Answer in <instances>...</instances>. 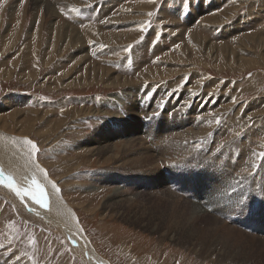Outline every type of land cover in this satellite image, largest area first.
Instances as JSON below:
<instances>
[{"label":"rangeland","instance_id":"374dc122","mask_svg":"<svg viewBox=\"0 0 264 264\" xmlns=\"http://www.w3.org/2000/svg\"><path fill=\"white\" fill-rule=\"evenodd\" d=\"M83 1L81 5L70 3L73 5L72 10H67L65 7L69 4L64 3L69 2L64 0H0V118L6 120L14 114L15 119L22 123L29 114H34L38 118L37 123H40L34 134L24 137L39 147L41 140L35 134L37 130H42L41 123L52 126L54 123L51 121L62 120L67 111L83 108L92 110L86 116H76L77 122H67L69 128L63 126L53 137L54 140L58 139L56 145L59 151L54 152L60 156V160H54L51 156L45 159L49 165H56L57 162L56 167L48 165L49 175L60 192L69 196L68 201L75 207L86 237L102 259L98 264H264V160L259 156L264 153V0ZM47 5L55 9V14H48ZM230 10L232 15L223 17L221 23L215 22L214 19ZM122 11L129 13V22H118L115 26L106 24L114 17H120ZM91 28H97L98 31L103 29L105 34L118 37L135 38L113 46L106 42L97 45L91 39V31L88 30ZM69 30L71 35L78 34L82 41L74 45L69 36L64 37ZM190 33L204 40L203 44L194 46L190 43ZM4 38L6 44L2 45ZM207 42L212 43L213 51L206 55L208 49L204 43ZM181 45L185 54L183 65L171 60L166 62L169 56L178 53ZM219 46L226 48L224 54L217 56L215 53H218ZM157 50L159 54H156ZM250 52L252 55H247ZM85 54L90 55L87 61L83 60ZM48 56H54L53 60L58 61L48 62ZM242 56L253 64L242 68L238 58ZM47 62L50 65L46 66ZM156 67L165 71V77L134 85L142 86L138 93L145 96H140L141 100H147L145 111L140 110L137 114L131 112L130 100H118L130 90L132 103L136 102L138 97L132 91L135 87L105 86L113 77L134 81L149 68L157 70ZM97 68L104 69L108 75H103V79L94 78L96 76L93 75L91 78L94 81L90 80L87 75L97 71ZM63 71L69 73V78L78 76L80 79L83 76L79 84L84 81L92 83L66 88L61 84L54 87L46 81ZM33 72L35 75L29 77ZM99 79L101 84L97 85ZM146 85L149 90L144 88ZM152 88L153 92L150 91ZM112 94L119 96L111 99ZM105 102L110 104L103 107ZM126 116L129 119L126 120L127 125L131 122L134 127L133 121L136 120V134L134 132L129 136L118 128ZM9 123L7 119L4 129L11 132L18 142L24 141V138L17 137L18 132ZM103 124L111 125L116 130L115 137L110 132L105 137L114 142L116 147L113 150H118V155L113 156V150H104V153L95 151L97 154L93 158L81 160L84 163L82 170H75L76 162L72 158L86 152L76 150L75 145L79 141L84 142L87 133ZM135 140L138 143L127 147L128 142ZM163 141L171 146L165 148L167 144ZM44 148H49V145ZM106 155L110 159L109 164L104 163ZM113 157L121 159L122 163L125 160L128 162L123 166H120L121 162L113 164ZM63 158H67V161H62ZM43 159L40 155L39 160L45 161ZM71 160L72 165L69 162ZM65 164L70 168L65 170ZM105 175L109 177L108 180L107 177L103 178ZM92 177L99 179L98 182L102 183L100 186L107 191L98 189L86 197L72 189L73 184L77 185L76 181L82 188L88 187L90 180L93 181ZM113 181L129 194L114 196L112 188L116 186ZM169 186L176 188V195L170 192ZM233 188L236 189L235 195L239 196L242 192L249 197L247 205L234 208L226 197L216 195L222 191L231 192ZM158 196L174 197L183 204L187 203L190 210L196 206L199 212L203 211L200 212L202 217L192 221L189 219L190 224L196 222L198 228L182 226L179 221L183 220L185 224L186 220L182 216L185 209L180 206L182 212L171 214L173 208L166 207L170 202L159 200ZM108 198L114 203H122L123 207L106 209ZM89 200L92 204L88 214L83 207L89 205ZM9 202L0 194V245H3L0 247V264H11L7 263L9 255H13L17 259L13 258V261L16 260L18 264H88L83 256L79 254L78 257V253L73 250L78 247L70 242L68 245L60 231L28 218L19 212L13 202ZM249 208L252 211L247 210ZM218 219L224 221L222 223H226V227H230L233 232L214 228ZM202 229L211 230L207 235L201 232ZM228 239L241 253L234 255L230 251V254L220 247L219 244L224 242L231 245ZM210 242L217 246L213 252L207 250Z\"/></svg>","mask_w":264,"mask_h":264},{"label":"bare ground","instance_id":"6f19581e","mask_svg":"<svg viewBox=\"0 0 264 264\" xmlns=\"http://www.w3.org/2000/svg\"><path fill=\"white\" fill-rule=\"evenodd\" d=\"M45 0H42V2H44ZM64 1H68L69 3H64V4H69V5H71V6H69L68 5V7H65L67 10H72L71 9V7L73 6L72 4H70V3H74V4H77V5H81V4H83L84 3V1L83 0H64ZM89 1H91V2H96V1H98V0H88V2ZM39 2V1H38ZM40 3V2H39ZM47 4V3H46ZM45 4V5H46ZM86 4H87V2H86ZM48 7V8H47ZM47 7H46V9L47 10H49V12H48V14L49 13H54L55 14V9L54 8H52V9H50V7L51 6H49V5H47ZM77 7V6H76ZM74 9V8H73ZM138 9V8H137ZM9 10H11L10 8H9ZM95 10V9H94ZM127 10V9H126ZM219 10V9H218ZM229 10V9H228ZM5 11V10H4ZM112 12V11H111ZM3 13V12H2ZM122 14L120 15V17L119 16H116V17H114L112 20H109L106 24H112V26H115V24L116 23H118V22H122V23H124V22H129L128 21V15H129V13H127V12H124V11H122L121 12ZM232 10H230V12H228V13H223L222 15H220V16H218L216 19H214L215 20V22H218V21H220L223 17H225L226 16V18L228 17V15H232ZM53 14V15H54ZM57 14V13H56ZM133 17H136L135 15H133ZM3 19V18H2ZM225 19V18H224ZM5 21V20H4ZM2 22V21H1ZM220 23H221V21H220ZM2 26V25H1ZM40 27V26H39ZM108 27V26H107ZM59 28V27H58ZM64 28V27H63ZM101 28V27H100ZM103 28V27H102ZM105 28V27H104ZM110 28V27H109ZM52 29L54 30L55 29V24L52 26ZM57 29V28H56ZM61 29H62V26H61ZM93 28H91V29H88V30H90L91 31V39H94L95 40V44H100L101 45V42H106V43H109L110 45H117L118 43H120V42H122V41H124V40H131L132 38H135V37H118V36H115L114 34H105L102 30L103 29H101V31L99 30L98 31V29L96 28V30H92ZM12 31V30H11ZM55 31H57V30H55ZM62 31H64V30H62ZM70 31V30H69ZM67 32V34H65L64 35V37H67V36H69V39H71L72 41H73V44L74 45H77L80 41H82L81 40V38L78 36V34H74V35H71V31L70 32ZM89 31V32H90ZM5 33V32H4ZM11 33V32H10ZM58 33V32H57ZM9 34V33H8ZM7 34V35H8ZM18 34V33H17ZM17 34H15V35H17ZM58 34H60V33H58ZM63 34V33H62ZM62 34H60V35H62ZM10 35V34H9ZM12 36V35H11ZM56 36V35H55ZM129 36V35H128ZM181 36V35H180ZM227 36V35H226ZM9 37V36H8ZM20 37V36H19ZM61 38H63L62 36H60ZM228 37V36H227ZM57 38V37H56ZM216 38V37H215ZM250 38L253 40L254 39V37L253 36H250ZM15 39V38H14ZM189 39V41H190V43H192L194 46H197V44H203V41L201 40V38H199V37H197V35L195 36V33H190V38H188ZM9 40V39H8ZM16 40V39H15ZM15 40H13V41H15ZM18 40V39H17ZM70 40V41H71ZM86 40V39H85ZM248 40H250V39H248ZM218 41V40H217ZM20 42V41H19ZM247 42V41H246ZM245 42V43H246ZM262 42V41H261ZM12 43H14V42H10L9 44H12ZM63 43H65V42H63ZM257 43V42H256ZM259 43H260V41H259ZM263 43V42H262ZM6 44V38H4L3 40H2V45H5ZM26 44V43H25ZM27 44H28V42H27ZM27 44H26V46H27ZM66 44V43H65ZM69 44H71V43H69ZM205 45H204V47H206L207 49H208V51L206 52V55H207V53H209V52H212L213 51V48H212V43L210 44L209 42H207V43H204ZM14 45V44H13ZM29 45V44H28ZM41 45V44H40ZM55 45V44H54ZM63 45V44H62ZM72 45V44H71ZM74 45H72V46H74ZM81 45V44H80ZM185 45V44H184ZM255 45V44H254ZM256 45H258V44H256ZM264 45V44H263ZM10 46H12V45H10ZM30 46V45H29ZM29 46H27V47H29ZM51 46V45H50ZM66 46V45H65ZM71 46V47H72ZM202 46V45H201ZM242 46V45H241ZM259 46V45H258ZM256 47V48H259V47ZM262 46V45H261ZM8 47V46H7ZM55 47H56V45H55ZM83 47V46H82ZM81 46H80V48H82ZM85 47V46H84ZM243 47V46H242ZM263 47V46H262ZM2 48H4V47H2ZM12 48V47H11ZM10 48V49H11ZM23 48H24V46H23ZM41 48V47H40ZM48 48V47H47ZM46 48V49H47ZM61 48H62V46H61ZM98 48V47H97ZM96 48V49H97ZM108 48H110V47H108ZM183 46L181 45V47L177 50L178 51V53L177 54H175L174 56H169V58L168 59H166V62H167V60H171V62L173 61V62H175V63H181L182 64V62H184V50H183ZM206 48H204V49H206ZM226 47L225 46H219V50H217L218 51V53H215V54H217V56L218 55H220V53L222 54L223 52H224V49H225ZM246 48V47H245ZM8 49V48H7ZM9 49V50H10ZM27 49V48H26ZM112 49V48H111ZM115 49V48H114ZM204 49H202V50H204ZM247 49V48H246ZM42 50H43V47H42ZM41 50V51H42ZM55 50H56V48H55ZM100 50V49H99ZM109 50V49H108ZM113 50V49H112ZM245 50V49H244ZM261 50V49H260ZM5 50H3V52H4ZM15 51V50H14ZM13 50H12V52H14ZM19 52H20V50H18ZM17 51V52H18ZM30 51H32L31 49H30ZM41 51H39V52H41ZM44 51V50H43ZM48 51H49V49H48ZM60 51V50H59ZM62 51V50H61ZM65 51V50H64ZM106 51V50H105ZM104 51V52H105ZM229 51V50H228ZM231 51V50H230ZM234 51V50H233ZM257 51V50H256ZM255 51V52H256ZM1 52V51H0ZM7 52V51H6ZM5 52V53H6ZM10 53H11V50L9 51ZM98 52V51H97ZM245 52H248V51H245ZM245 52H244V54H245ZM258 52H259V50H258ZM257 52V53H258ZM262 52V51H261ZM23 53H24V50H23ZM28 53H29V51H28ZM42 53V52H41ZM45 53H47V52H45ZM53 53V52H52ZM56 53V52H55ZM88 53V52H87ZM113 53V52H112ZM115 53V52H114ZM159 54V51L157 50L156 51V54ZM251 53V52H250ZM250 53H246L247 55H252V53L250 54ZM22 54V53H21ZM31 54V53H30ZM104 54H106V53H104ZM186 54H187V52H186ZM210 54V53H209ZM224 54V53H223ZM231 54H233V53H231ZM23 55V54H22ZM25 55V54H24ZM39 55V54H38ZM42 55L43 54H41L40 55V57H42ZM62 55V54H61ZM73 55V54H72ZM253 55H254V53H253ZM1 56V55H0ZM2 56H3V54H2ZM7 56V55H6ZM5 56V57H6ZM14 56V55H13ZM16 56V55H15ZM18 56H20V55H18ZM64 56V55H63ZM66 56V55H65ZM75 56V55H74ZM90 55H88V56H86V54H85V57L83 58V60H85V61H87L88 60V57H89ZM157 56V55H156ZM194 56H195V54H194ZM201 56V55H200ZM210 56V55H209ZM208 56V57H209ZM217 56H216V58H217ZM222 56V55H221ZM234 56V55H233ZM233 56L231 57V59L233 58ZM9 57V56H8ZM7 57V58H8ZM10 57H11V55H10ZM40 57H38V60H39V58ZM73 57V56H72ZM188 57V56H187ZM20 58V57H19ZM53 58H54V56H48V62L49 61H51V60H53ZM62 58V57H61ZM74 58V57H73ZM219 58V57H218ZM239 58V65H241V67L243 68V67H246L247 65H252L253 64V62L251 61V60H249V59H247V58H243V56L242 57H238ZM3 59V58H2ZM6 59V58H5ZM30 59V58H29ZM33 59V58H32ZM37 59V58H36ZM35 59V60H36ZM72 59V58H71ZM163 59V58H162ZM187 60H190V59H188V58H186ZM185 59V60H186ZM220 59V58H219ZM218 59V60H219ZM9 60V59H8ZM21 60V59H20ZM55 60V59H54ZM53 60V61H54ZM90 60H91V57H90ZM217 60V61H218ZM234 60V59H233ZM22 61H24V60H21V62ZM29 61V60H28ZM53 61H52V63H53ZM55 61H58L57 59L55 60ZM62 61V60H61ZM69 61H71L70 59H69ZM84 61V62H85ZM226 62H227V60H225ZM244 61H246V63L245 64H242ZM8 62V61H7ZM10 62V61H9ZM31 62V61H30ZM46 63V66L49 64V63ZM76 62H80V60L78 61H76ZM218 62H220V61H218ZM6 63V62H5ZM17 63H19V62H17ZM16 63V64H17ZM25 63V62H24ZM40 63V62H39ZM83 63V62H82ZM89 63V62H88ZM8 64V63H7ZM16 64H15V67H16ZM63 64V63H62ZM70 64V63H69ZM84 64V63H83ZM98 64V63H97ZM96 64V65H97ZM190 64V63H189ZM29 65V64H28ZM38 65V64H37ZM50 65V64H49ZM52 65V64H51ZM54 65V64H53ZM56 65V64H55ZM59 65V64H58ZM165 65V64H164ZM183 65V64H182ZM206 65V64H205ZM228 65V64H227ZM226 65V66H227ZM12 66H14V65H12ZM30 66V65H29ZM85 66V65H84ZM83 66V67H84ZM88 66H89V64H88ZM87 66V67H88ZM229 66V65H228ZM40 67V66H39ZM173 67H174V65H173ZM178 67V66H177ZM1 68V67H0ZM7 68V67H6ZM5 68V69H6ZM19 68V67H18ZM25 68V67H24ZM74 68H75V66H74ZM77 68V67H76ZM90 68V67H89ZM99 68H101V66H99ZM23 69V68H22ZM29 69V68H28ZM37 69H38V67H37ZM49 69V68H48ZM65 69H66V67H65ZM88 69V68H87ZM94 69V68H93ZM155 69H157V70H152V68H149V70L148 71H145V74L143 73L141 76H140V78L139 79H135L134 81H132V80H127V79H125V78H122V77H120V79L118 78V80L117 79H115L114 77L111 79V80H109V81H107L106 82V84H105V86L106 87H118V86H133V87H135L136 85H140L139 83H144V82H149L151 79H153V78H155V80L157 79V78H159V77H165L164 75H165V71L164 70H161V69H158L157 67L155 68ZM239 69V68H238ZM13 70V69H12ZM17 70V69H16ZM34 70V69H33ZM219 70V69H218ZM217 70V71H218ZM18 71V70H17ZM27 71V70H26ZM35 71V70H34ZM53 71H55V70H53ZM59 71V70H58ZM69 71V70H68ZM75 71H76V69H75ZM81 71V70H80ZM83 71V70H82ZM4 72H5V70H4ZM70 72V71H69ZM88 72V71H87ZM180 72V71H179ZM219 72V71H218ZM2 73V72H1ZM21 73H23V72H21ZM20 73V74H21ZM26 73V72H25ZM37 73H38V70H37ZM74 73V72H73ZM79 73V72H78ZM171 73V72H170ZM24 74V73H23ZM41 74V73H40ZM77 74V73H76ZM83 74V73H82ZM86 74V73H85ZM105 74H107L108 75V72L107 71H105L104 69H98L97 68V71L95 70V71H93V72H91L90 74H88L87 76H89L90 77V80L92 79L91 77H94V76H96V77H94V78H97V77H100L101 79H103L102 78V76L103 75H105ZM167 74H169V73H167ZM10 75V74H9ZM19 75V74H18ZM22 75V74H21ZM35 75V73L33 72V73H31V74H29V77H33ZM38 75V74H37ZM68 75H69V73L68 72H64L63 71V73H59V75H57V74H54V76L53 77H50V78H47L46 79V81H48V83L50 84V85H52V86H54V87H58L60 84L64 87V86H66V88H70V87H74L75 85H82L83 86V84H89V83H92V82H83L82 84H79V81H80V79L82 80V77L83 76H81L80 77V79H79V77L77 76V77H68ZM94 75V76H93ZM3 76V75H2ZM13 76V75H12ZM76 76V75H75ZM86 76V77H87ZM184 76V75H183ZM199 76V75H198ZM28 77V78H29ZM35 77H38V76H35ZM47 77V76H46ZM89 77H87V78H89ZM105 77V76H104ZM109 77V76H108ZM167 77V76H166ZM1 78H4V77H1ZM85 78V77H84ZM86 79V78H85ZM32 80V79H31ZM37 80V79H36ZM64 82H63V81ZM93 80V79H92ZM22 81V80H21ZM94 81V80H93ZM100 79H99V81H97L96 82V84L97 85H100L101 83H100ZM25 82H27V81H25ZM31 82V81H30ZM34 83V82H33ZM40 84V83H39ZM211 84V83H210ZM135 85V86H134ZM128 87V88H129ZM141 87L142 86H137V87H135V89L134 90H132V91H134L135 93V97L137 96L138 98L135 100L136 102H134V103H132V99H133V96H132V93H129L130 92V90H129V92L128 91H126L127 93L125 94L124 93V95H123V97H121V95H120V99H118L119 101L120 100H122V102H123V100L124 99H128V100H130V105H131V107H130V109H131V112L133 113V114H137L138 113V111H140V110H144L145 111V106H146V101L147 100H141V98H140V96H142V97H145L144 96V94H142V93H138V91L141 89ZM50 88H51V86H50ZM144 88H146V89H148L149 90V87L146 85V86H144ZM155 88V87H154ZM154 88H152V89H150V91H154ZM133 89V88H132ZM149 91V92H150ZM147 92V91H146ZM198 94V93H197ZM118 96L119 95H116V94H112L111 96H110V98L111 99H117L118 98ZM197 97V96H196ZM199 97H200V95H199ZM200 99H201V97H200ZM109 102H105V103H103L102 105H103V107H105V106H107V105H109L108 104ZM121 103V102H120ZM59 104V103H58ZM62 104V103H61ZM114 104V103H113ZM37 105V104H36ZM42 105V104H41ZM129 105V106H130ZM50 106V105H49ZM58 106V105H57ZM170 106V105H169ZM235 107V106H234ZM241 107H243V106H241ZM55 108V107H54ZM57 108V107H56ZM172 109V108H171ZM1 110V109H0ZM240 110V109H239ZM248 110V109H247ZM231 111V110H230ZM229 111V112H230ZM233 111V110H232ZM241 111V110H240ZM20 112V111H19ZM244 112H245V110H244ZM250 112V111H249ZM22 113H23V111H22ZM87 113H92V110H90L89 108H83V109H77V110H71V112H69V111H67L66 112V114H64V118L62 119V120H57V119H55V120H52L51 122H53L54 123V125H50L49 126V124H45L44 122L43 123H41L40 124V128L42 129V130H37V132H36V134H35V137L36 138H40V142H39V147H38V153L35 155V156H33L32 155V153H31V150H30V145H26V144H24L23 143V140H21V142H18V140L16 139V137L13 135V134H11V132H7L5 129H6V127H7V125H5V123H6V120L8 119L11 123H9V125L11 126L12 124H13V126H14V128H15V130L18 132V134H17V137H19V139H25V137H24V135H29V136H31L32 134H34V131H35V129H37L36 127H37V125L40 123H37L38 122V118L35 116L34 117V114H29L28 115V117L25 119V120H23V122L21 123L20 121H17L16 119H15V115L14 114H12V115H10V117L9 118H7L6 120L5 119H1L0 118V171H3V173L7 176V175H10L12 178H13V181H14V183L16 184V186L17 187H19V188H24V187H28V183H27V180L25 179L26 177H28V178H30L33 174H35L36 176H37V179H38V181L42 184V185H44L45 186V192H46V196H47V199H48V206H47V208H45V207H41L39 204H37L35 201H33L32 199H31V197H28V196H26V197H23V198H21V197H18L16 194H15V192L11 189V188H8V187H6L3 183H0V194L3 196V197H5L7 200H9V201H11V202H13L14 204H15V207L19 210V212H21L23 215H25V216H27L28 218H30V219H32V220H35V221H37V222H40L41 224L43 223V224H47L46 225V227H50V228H53V229H55L57 232L58 231H60V233H62L63 235H64V237H62V238H65V240L67 239V241H68V245H69V242H70V244H73L74 246L76 245L77 247H78V249H73L76 253H78V257H80L79 256V254L81 255V256H83V258L86 260V262L88 263V264H98L100 261L102 262V259H100V257H99V255L97 254V252H96V250L94 249V247H93V245H92V243L90 242V240L86 237V232L83 230V228H82V226H81V223L79 222V220L77 219V212H76V209H75V207H72L71 205H70V203H69V201H68V199H69V196L67 195V194H65V193H63V192H56L53 188H52V183H53V181H52V178H51V175H49L50 174V170H49V167H53V166H55L56 167V165H57V162H56V165H49V162H48V160L47 159H45L47 156H51V158L52 159H54V160H60V156L57 154V153H55L56 151H59V147H58V145H56V143H58V139L56 138L55 140L53 139V137L56 135V133L58 132V130H60L61 128H63V126H65V125H67V127H68V123L67 122H69L70 120H74V122L76 121V119L75 118H77L76 116H79V115H87ZM231 113V112H230ZM229 113V114H230ZM23 114H25V113H23ZM246 114V113H245ZM264 114V113H263ZM57 115V114H56ZM248 115V114H247ZM253 114H251L250 116H252ZM21 116V115H20ZM217 116V115H216ZM256 116V115H255ZM260 116V115H259ZM261 116H263V115H261ZM0 117H2L1 115H0ZM84 117V116H83ZM224 117H225V115H224ZM228 117H230V116H228ZM6 118V117H5ZM209 118H211V117H209ZM252 118V117H251ZM264 118V117H263ZM43 119H45V118H43ZM128 119V116H126L125 118H124V120L122 121V122H120V125H122V126H119L118 128L119 129H121L122 131H126L128 134H129V136L132 134V133H134L135 131H136V129L138 128V124H137V122H136V120H134L133 121V125H134V127L131 125V122L128 124V125H130V127H128V125L126 124V120ZM254 119V118H253ZM252 119V120H253ZM261 119V118H260ZM251 120V121H252ZM128 121H129V119H128ZM255 121V120H254ZM253 121V122H254ZM258 121H259V119H258ZM257 121V122H258ZM264 121V120H263ZM18 122V123H17ZM71 122V121H70ZM77 122V121H76ZM140 122H141V120H140ZM256 122V123H257ZM8 123V122H7ZM47 123V122H46ZM65 123H67V124H65ZM215 124V123H214ZM5 125V126H4ZM8 125V126H9ZM71 125V124H70ZM9 126V127H10ZM47 126V127H46ZM139 126H141V125H139ZM253 126H255V125H253ZM71 127V126H70ZM79 127V126H78ZM145 127V126H144ZM5 128V129H4ZM46 128V130L44 131V129ZM69 128V127H68ZM72 128V127H71ZM76 128V127H75ZM140 128V127H139ZM220 128V127H219ZM248 128V127H247ZM253 128V127H252ZM263 128V127H262ZM12 129V128H11ZM74 129V128H73ZM255 129V128H254ZM258 129V128H257ZM67 130V129H66ZM12 131V130H11ZM68 131V130H67ZM209 131V130H208ZM235 131V130H234ZM262 131V130H261ZM71 132V131H70ZM73 132V131H72ZM76 132V131H75ZM107 132H110V134L113 136V137H115V135H116V130H114V129H112V126L111 125H106V124H103V126H101V127H99V128H97L96 127V129H94L92 132H90V133H87V135H86V137L84 138V142L83 141H79L76 145H75V149L76 150H86V152H83V153H81V154H78V156L76 157V158H72L76 163H75V170H78V171H80V170H82L83 169V164L84 163H82L81 162V160H84L85 159V157H94V154L96 153L95 151H98L99 153H104V150H106V152H107V150H113V149H115V147L116 146H114V142L113 141H111V139H109V138H107V137H105L106 135H107ZM141 132V131H140ZM156 132V131H155ZM260 132V131H259ZM61 132H59V134H60ZM79 133V132H78ZM160 133V132H159ZM158 133V134H159ZM251 133H253V132H251ZM251 133H250V135H251ZM264 133V132H263ZM63 134V133H62ZM73 134V133H72ZM77 134V133H76ZM75 134V135H76ZM135 134H136V132H135ZM138 134V133H137ZM143 134V133H142ZM161 134V133H160ZM259 134V133H258ZM27 135V136H28ZM70 135V134H69ZM156 135V134H155ZM218 135V134H217ZM254 135V134H253ZM159 136V135H158ZM157 136V137H158ZM184 136V135H183ZM211 136V135H210ZM248 136V135H247ZM22 137V138H21ZM59 137V136H58ZM111 137V136H110ZM201 137V136H200ZM245 137V136H244ZM264 137V136H263ZM41 138H43V140L41 139ZM64 138V137H63ZM73 138H74V136H73ZM138 138V137H137ZM152 138V143H153V137H151ZM191 138V137H190ZM61 139V138H60ZM75 139V138H74ZM136 139V138H135ZM150 139V138H149ZM170 139H172V138H170ZM137 140H140V139H137ZM137 140H135V141H132V142H128L127 144H128V146L127 147H133L134 146V144H136V143H138L137 142ZM164 140V139H163ZM238 140V139H237ZM63 141H64V139H63ZM75 141V140H74ZM141 142H142V140H140ZM151 141V140H150ZM217 141V140H216ZM53 142V143H52ZM62 142V141H61ZM164 142V141H163ZM166 142V141H165ZM164 142V143H165ZM63 143H65V142H63ZM63 143H61V144H63ZM168 142H166L165 144H167ZM217 143V142H216ZM36 144V143H35ZM42 144H44L43 146H41ZM143 144V143H142ZM158 144V143H157ZM215 144V143H214ZM47 145H49V148H44V146H47ZM168 145L169 144H167V147L166 146H164L165 148H168ZM235 145V144H234ZM63 146V145H62ZM70 146V145H69ZM169 146H171V145H169ZM65 147V146H64ZM229 147H231V146H229ZM229 147L227 148V149H229ZM181 148V147H180ZM237 148V147H236ZM43 149V150H42ZM231 149V148H230ZM60 150H61V147H60ZM138 150V149H137ZM182 150H186V149H182ZM55 151V152H54ZM118 151V150H117ZM116 150H113L112 152H114V154H113V156L114 155H118V152H117ZM177 151V150H176ZM179 151H181L180 149H179ZM187 152H188V150H186ZM245 151V150H244ZM54 152V153H53ZM76 152V151H75ZM172 152V151H171ZM182 152V151H181ZM62 153V152H61ZM179 153V152H178ZM240 153V152H239ZM242 153V152H241ZM52 154H54V155H52ZM97 154V153H96ZM131 154V153H130ZM138 154V153H137ZM142 154V153H141ZM40 155H42L43 156V160H45V161H41V160H39V157H40ZM232 155H233V153H232ZM120 157V156H119ZM114 158V162H113V164H115V163H117V162H121V159L119 160V159H117V157H113ZM239 158V157H238ZM33 159H35L36 160V162H38L39 164H40V166L42 167V168H44L45 170H46V173H47V180L44 178V176L42 175V174H40L39 172H37L36 170H35V168L33 167V164H32V160ZM67 158H63V160L62 161H67L66 160ZM229 160H230V158H228ZM47 160V161H46ZM73 160H71V161H69L70 162V164L72 165V163H73ZM142 161V157H140L139 158V162H141ZM219 161V160H218ZM227 161V160H226ZM238 161V160H237ZM84 162V161H83ZM106 162V164H109L110 163V159H109V157H107V155H106V159H104V163ZM128 162V160H125L123 163L121 162L120 163V166H123V165H126V163ZM221 162V161H220ZM230 162H233V161H230ZM236 162V161H235ZM235 162H233L234 164H235ZM239 162H241V161H239ZM238 162V164L240 165V163ZM255 162V161H254ZM253 162V163H254ZM62 162H60L59 164H61ZM144 163V162H143ZM222 163V162H221ZM250 163V162H249ZM248 163V164H249ZM59 164H58V166H59ZM242 164V163H241ZM251 164V163H250ZM249 164V165H250ZM48 165H49V167H48ZM215 165V164H214ZM239 165H238V167H239ZM255 165H256V163H255ZM74 166V165H73ZM216 166V165H215ZM260 166H261V163H260ZM65 170L66 169H68V168H70V167H67V164H65ZM220 167H223V166H220ZM219 167V168H220ZM237 167V166H236ZM218 168V169H219ZM228 168V167H227ZM217 169V170H218ZM109 170V169H108ZM223 170V169H222ZM227 169H225V171H226ZM218 171H221V169L220 170H218ZM228 171V170H227ZM223 172V171H222ZM101 173V172H100ZM134 173V172H133ZM97 174V173H96ZM225 174V173H224ZM77 176H78V172H77V174H76ZM131 175V174H130ZM129 175V176H130ZM220 175V174H219ZM101 176H103V175H99V177H101ZM107 177V175H105V177H103V178H106ZM210 177V176H209ZM228 177V176H227ZM65 178V177H64ZM216 178V177H215ZM218 178V177H217ZM76 179H78V178H76ZM92 179H93V181L92 180H90V182H91V184L88 186V187H86V188H82L81 186H79L78 184H79V181H76L77 182V185L76 184H73L71 187H72V189H74V191H77V192H80L81 193V196H89V195H91L90 193L91 192H95L96 190H98V189H100V190H103L102 189V187L100 186V184H102V183H99L98 182V180L97 179H94V177H92ZM107 180L109 179V177H107L106 178ZM105 179V180H106ZM231 179V178H230ZM111 180V179H110ZM114 180V179H113ZM123 180V179H122ZM227 180V179H226ZM100 181H101V179H100ZM102 181L104 182V180L102 179ZM115 181V180H114ZM113 181V183L115 184V186L116 187H113L112 188V190H113V194H114V196H120L121 194H129V193H126V192H124V191H122L121 189H120V187H118L117 185V183H115ZM125 181V180H124ZM210 181V180H209ZM230 182H231V180H229ZM105 182H107V181H105ZM225 182V181H224ZM60 183V182H59ZM232 183V182H231ZM135 185V184H134ZM227 185V184H226ZM230 185H233V184H230ZM215 186V185H214ZM228 186V185H227ZM123 187V186H122ZM221 187V186H220ZM239 187V186H238ZM166 188H168V187H166ZM169 188H170V192L171 193H173V194H177V192H176V188L175 187H173V186H169ZM224 188V187H223ZM225 189V188H224ZM124 190V189H123ZM129 190V189H128ZM128 190H127V192H128ZM104 192L105 191H107V189L106 190H103ZM111 191V190H110ZM246 192V191H245ZM92 194H94V193H92ZM166 194V193H165ZM215 194V193H214ZM255 194V193H254ZM136 195V194H135ZM167 195H169V194H167ZM251 195V194H250ZM157 196V195H156ZM170 196H171V194H170ZM170 196L169 197H167V196H158L159 198H157V199H159V200H164L165 202L167 201L169 204H168V206H166L167 208H173L172 209V211H171V214H173V212L174 213H177V211L179 212H182L181 211V209L179 208L180 206L181 207H183L185 210H184V212H182L183 213V219H185L186 220V222H184L185 224H183V220H181V221H179V223L183 226V225H189V226H191V228H196V226H197V228H198V225L196 224V222H193V225H191L190 224V221H189V219L192 221V220H195V219H198V218H200V217H202V215L200 214V212L193 206V208H192V210H190L189 209V205H187V203L185 204H183V203H181L180 202V200H176V198H170ZM255 196V195H254ZM86 197H81L80 199H84V198H86ZM167 197V198H166ZM251 197H253V195H251ZM149 198H151V197H149ZM180 199V198H179ZM254 199V198H253ZM263 199V198H262ZM185 201H187V199L185 200ZM11 202H9V203H11ZM221 203V202H220ZM88 204L89 205H86V206H84L83 207V209H84V211L85 212H87L88 214H89V208L91 207L90 205L92 204V201L91 200H89V202H88ZM198 205V204H197ZM203 205H205V203L203 204ZM118 207V208H121V207H123V205H122V203H120V202H112V200L111 199H107L106 200V209L108 208V207ZM199 206V205H198ZM204 207V206H203ZM206 207V206H205ZM225 207V206H224ZM233 207V206H232ZM218 208V207H217ZM241 208V207H240ZM103 209V208H102ZM230 209V208H229ZM232 209V208H231ZM230 209V210H231ZM108 210H110V209H108ZM207 210H209V209H207ZM114 211V210H113ZM210 211V210H209ZM170 212V211H169ZM203 212V211H202ZM201 212V213H202ZM218 212V211H217ZM220 212H222L221 210H220ZM242 212V211H241ZM165 214V213H164ZM195 215H197V216H195ZM220 215V214H219ZM204 217V216H203ZM174 218H176V217H174ZM214 218V217H213ZM165 220H166V218H165ZM169 220V219H168ZM174 220V219H173ZM215 220V219H214ZM224 220V219H223ZM226 220V219H225ZM167 222V221H166ZM222 222H224V221H222ZM221 221H220V219H218V222H217V225H215L214 224V228H216V229H218V228H220V229H223V230H225V229H227L228 231L230 230L231 232H233L231 229H230V227H226V223L224 224V223H222ZM211 227H213V225H210ZM179 227V226H178ZM187 227V226H186ZM184 229H185V227H184ZM183 229V230H184ZM190 230V229H189ZM210 230L211 229H209V230H204V229H202V231L201 232H205V233H207V235H208V233L210 232ZM186 231V230H185ZM235 231V230H234ZM184 233V232H183ZM193 233V232H192ZM235 233V232H234ZM243 233V232H242ZM62 235V236H63ZM186 235V234H185ZM192 235V234H191ZM213 235V237H214V233L212 234ZM197 236V235H196ZM242 239L244 238L242 235H239ZM200 237V236H199ZM203 237V236H202ZM8 238V237H7ZM227 238H228V236H227ZM253 239H256V238H254V237H252ZM212 240V239H211ZM214 240V239H213ZM228 241L229 242H231V245L229 244V243H227V244H225L226 242H224V243H220L219 245H221L220 247H224L225 248V250H227L229 253H230V251H232V253H234V255L235 254H239V253H241V250H239L236 246H234L232 243V240H230V239H228ZM213 242V241H212ZM236 242V241H235ZM200 243V242H199ZM202 243V242H201ZM211 243V242H210ZM209 243V244H210ZM264 243V242H263ZM198 244V243H197ZM198 246V245H197ZM73 247V246H72ZM207 247V246H206ZM217 246H215L213 243H211V245H209L208 246V248H207V250H210L211 249V251L213 252V251H215V248H216ZM15 249V248H14ZM13 249V250H14ZM237 249V250H236ZM235 250V251H234ZM72 251V250H71ZM73 251V252H74ZM220 251V250H219ZM18 252V251H17ZM226 253V252H225ZM224 252H223V254H225ZM231 254V253H230ZM7 255V254H6ZM5 255V256H6ZM76 255V254H75ZM8 256V255H7ZM2 257V256H1ZM0 257V258H1ZM9 258H7V260L9 261V262H7V263H10L11 262V264H18V262H16V258H14V256L13 255H9L8 256ZM77 257V258H78ZM13 258L14 259H16L15 261H13ZM83 258H81V259H83ZM6 259V258H5ZM240 261V260H239ZM234 262H236V261H234ZM238 262V261H237ZM240 263V262H239ZM19 264H22V263H19Z\"/></svg>","mask_w":264,"mask_h":264},{"label":"snow or ice","instance_id":"6c2138e0","mask_svg":"<svg viewBox=\"0 0 264 264\" xmlns=\"http://www.w3.org/2000/svg\"><path fill=\"white\" fill-rule=\"evenodd\" d=\"M23 143L31 146L30 150L33 156L38 153V145H36L32 140L25 138ZM259 156L262 160H264V153H260ZM32 164L35 170L42 174L47 180L46 170L42 168L40 164L36 162L35 159L32 160ZM25 179L27 180L28 187L19 188L16 186L13 181V178L10 175L6 176L3 171H0V183H3L6 187L11 188L18 197H31V199L37 204H39L41 207L47 208L48 199L45 192V186L38 181L37 176L35 174H33L30 178L26 177ZM51 186L56 192L60 191L55 185V183H52ZM235 193L236 189L233 188L231 192L222 191L216 193V195L217 197H226L228 202L232 203L234 208H240L242 205H247L249 197L244 196L242 192L239 196L235 195ZM247 210L252 211V209L250 208ZM0 247H3V245H0Z\"/></svg>","mask_w":264,"mask_h":264}]
</instances>
